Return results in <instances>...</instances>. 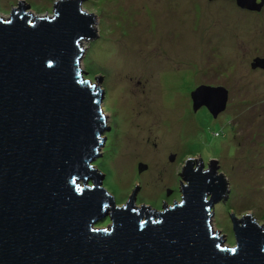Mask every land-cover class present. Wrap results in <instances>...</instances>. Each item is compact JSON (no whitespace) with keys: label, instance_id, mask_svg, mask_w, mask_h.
<instances>
[{"label":"water","instance_id":"water-1","mask_svg":"<svg viewBox=\"0 0 264 264\" xmlns=\"http://www.w3.org/2000/svg\"><path fill=\"white\" fill-rule=\"evenodd\" d=\"M85 1H57L53 17L24 7L0 15V264H264V226L252 215L228 212L234 247L213 229L216 204L230 193L216 160L206 169L199 154L186 157L181 202H163L160 212L136 208L137 182L122 207L104 190L92 164L110 127L102 77L93 84L80 65L82 43L99 36ZM234 1L252 12L264 6ZM252 68L264 70V58ZM228 97L223 87L201 86L194 110L216 117Z\"/></svg>","mask_w":264,"mask_h":264},{"label":"rangeland","instance_id":"rangeland-1","mask_svg":"<svg viewBox=\"0 0 264 264\" xmlns=\"http://www.w3.org/2000/svg\"><path fill=\"white\" fill-rule=\"evenodd\" d=\"M18 1L34 17H53L59 0H1L0 15L9 19ZM83 9L96 15L99 36L82 43L80 65L93 84L102 77L110 127L93 165L117 207L136 182V207L181 202L179 165L210 158L230 188L228 201L216 204L214 231L236 245L229 211L264 226V70L252 68L264 58V6L252 12L234 0H86ZM204 84L229 90L219 117L194 110L192 93ZM140 164L148 169L140 173Z\"/></svg>","mask_w":264,"mask_h":264},{"label":"flooded vegetation","instance_id":"flooded-vegetation-1","mask_svg":"<svg viewBox=\"0 0 264 264\" xmlns=\"http://www.w3.org/2000/svg\"><path fill=\"white\" fill-rule=\"evenodd\" d=\"M0 4H1V0H0ZM25 8L26 10H25V12H28V11H31V9L32 8H30L31 7V5H28L25 1H18V5L17 6H12L11 7V11L13 10V9H15V10H17V11H19L21 8ZM4 19H8V18H5V17H3ZM205 86H208V87H216L215 85H213V84H204ZM229 91V90H228ZM200 110H205V111H207L208 109L206 108V107H202ZM223 113H221V114H219L217 117H219V116H221ZM209 160H210V158H208V161H207V159L206 160H204L205 161V164H206V168L208 167V165L210 164V162H209ZM166 206H168V205H166ZM151 209H153L152 207H150ZM162 208H163V206H162ZM162 208H159V209H154V210H156L157 212H160V211H162ZM153 212V211H152ZM109 221V219H106L105 220V222H104V224L103 225H105L107 222ZM108 223H110V222H108ZM107 223V224H108ZM99 227H103V226H99Z\"/></svg>","mask_w":264,"mask_h":264},{"label":"clouds","instance_id":"clouds-1","mask_svg":"<svg viewBox=\"0 0 264 264\" xmlns=\"http://www.w3.org/2000/svg\"><path fill=\"white\" fill-rule=\"evenodd\" d=\"M28 13V12H27ZM105 115V114H104ZM204 160V159H203ZM205 162V161H204ZM93 165V164H92ZM206 165V164H205ZM94 166V165H93ZM208 168V167H207ZM206 168V169H207ZM103 187V186H102ZM104 188V187H103ZM109 194V193H108ZM111 196V195H110ZM136 206V205H135ZM146 206V205H145ZM147 207V206H146ZM137 208V207H136ZM162 210H163V208H162ZM212 226H213V222H212ZM214 228V227H213ZM227 245V244H226ZM228 246V245H227ZM230 247V246H229Z\"/></svg>","mask_w":264,"mask_h":264},{"label":"bare ground","instance_id":"bare-ground-1","mask_svg":"<svg viewBox=\"0 0 264 264\" xmlns=\"http://www.w3.org/2000/svg\"><path fill=\"white\" fill-rule=\"evenodd\" d=\"M116 207H117V205H116ZM214 229V228H213Z\"/></svg>","mask_w":264,"mask_h":264}]
</instances>
